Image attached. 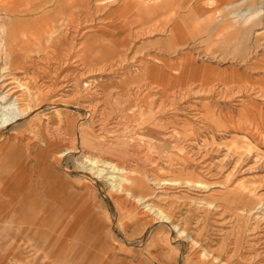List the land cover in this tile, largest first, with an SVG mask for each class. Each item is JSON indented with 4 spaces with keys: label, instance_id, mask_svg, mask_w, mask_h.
<instances>
[{
    "label": "rangeland",
    "instance_id": "obj_1",
    "mask_svg": "<svg viewBox=\"0 0 264 264\" xmlns=\"http://www.w3.org/2000/svg\"><path fill=\"white\" fill-rule=\"evenodd\" d=\"M164 1L167 0H22L20 21L17 23L12 22L10 15L3 10L5 0H0V65H4L7 59L5 49L10 45L20 48L17 54L22 58L21 61H36L33 64H36L35 68L38 67L28 77L15 74L19 90L15 89L14 94L19 98L24 97L21 103H28V110L20 120L24 123L21 130L16 129L20 121L0 129V151L11 144L25 147L27 145L24 143L29 140L30 145L25 148L29 153L28 162L34 165L36 171L31 179L35 183L36 178L43 174V132H47L46 139L55 143L59 140L55 141L52 134H59L63 130L66 115H74L78 117L76 119L84 121L86 115L79 117L77 112L83 111L85 107L91 108L85 106L91 99H112L115 106L107 111L111 112L109 114L113 119L120 116V131H112L111 128L106 134L111 139L108 141L110 144L119 145L113 147L111 154H107L109 159L99 160L107 162L106 166L101 162L97 164L105 170L96 173L89 171L91 161L85 159L86 168L69 175L77 191L84 189L81 185L85 181L83 178L93 182L98 190V213L108 224L104 230L105 240L118 249H145V244H149L146 243L148 234L157 231L158 235H166L165 232H170V235L173 234L170 239L172 246L179 244L186 255L187 243L203 233L213 250H217V247L221 249L209 255L212 261L215 258L220 261L217 264H264V0H259L261 11L259 17L253 20V23H258L253 27L258 35L257 51L243 59L232 52L233 43L225 48L217 39L223 36V32L231 30V24L236 20L233 12L246 7L252 0L246 3H240L241 0ZM128 7H143L144 11L152 8V13L157 11V15L151 16L152 13L147 12L150 10H146L145 17L130 22ZM175 8L180 12L170 21V10L173 12ZM162 9L168 13L160 16ZM186 13H191L190 19L185 21L193 31L190 36L182 37L180 42L172 46L168 43L166 28ZM11 26L12 36L7 43L3 36ZM91 26L94 29L92 32ZM199 26L203 28L198 29ZM124 28H127L128 41L132 47L128 51L129 56L165 69V62L176 61L180 53L190 52L194 54L197 66L204 69L211 79L202 82L182 78L177 85L166 81V77L157 72L155 76L144 78L145 84L137 83L133 90H120L114 85H125L131 77L119 72V68L110 69L106 71L108 73L105 72L104 77L108 78L105 85L114 91L102 92L107 97H101L97 94L100 91L94 90L98 82L97 71L79 65V55L84 51L85 39L88 37L92 36L94 42L105 44L111 42ZM33 40L41 41L31 44ZM182 44L185 45L183 50L180 49ZM38 46L45 48V51L33 52ZM199 48L202 51H198ZM119 49L125 48L120 46ZM147 70L143 71L146 73ZM34 80L38 85L42 83L45 89L51 85L46 102L36 106H32L36 99L30 92ZM158 83L161 85L158 86ZM165 85L178 89L167 91L164 90L167 87ZM153 96L157 100L155 105H146L154 99ZM7 99L5 97V101ZM92 108L93 112L99 109ZM43 109L41 116L38 111ZM16 135L24 143H13ZM118 136L119 140L116 139ZM159 137H163L162 141ZM156 139L161 141L160 147L154 146ZM57 149L59 152V147ZM144 152L147 161L142 156ZM61 154L59 152L53 156L59 163L64 159V154ZM114 164L125 170H112ZM99 172L100 175H97ZM140 175L146 179L147 190L145 201L138 204L136 199L128 195L132 189L121 186L128 185L125 182L127 180L137 181ZM121 178H125L124 181ZM75 184H80V187L77 188ZM224 192H227L225 203L221 197ZM159 213L168 219H159ZM140 217L145 218L143 226L144 220L139 222ZM173 225L179 229L171 230ZM140 230L143 234L138 233ZM133 233L138 235L131 236ZM182 238L184 241H181ZM35 254L38 258H35V263H43L42 253ZM117 256L131 259L127 251L113 257L117 259ZM179 264H182L181 260Z\"/></svg>",
    "mask_w": 264,
    "mask_h": 264
},
{
    "label": "crops",
    "instance_id": "obj_2",
    "mask_svg": "<svg viewBox=\"0 0 264 264\" xmlns=\"http://www.w3.org/2000/svg\"><path fill=\"white\" fill-rule=\"evenodd\" d=\"M247 1L249 0H241L240 3H246ZM167 2L168 0L164 1V3ZM144 9L143 7H128V20L130 22L132 20H134L132 22L139 21L146 16V10H150L147 11L148 13L153 11L152 8L145 11ZM170 11V21H172L180 11L178 8L173 9V12ZM260 11L259 0H255V2L252 0L246 7L235 10L233 14L236 22L234 21V24H231L230 31L223 32V36L217 39V42L225 48L233 43L234 46L231 50H233L234 55H239L241 59L256 52L259 42L257 30H254L253 27L257 26L258 23H253V20L259 17ZM165 13H168V11L162 9L159 15ZM152 14L151 16L157 15V11ZM190 16L191 13H186L180 17L179 21L172 22L168 29L166 28L169 33L168 43L170 45L173 46L180 42L182 37L190 36L193 29L185 21L190 19ZM197 28L203 27L199 26ZM93 30V26H91L90 32ZM126 32L127 28H124L118 32L111 42L105 44L99 43V41L94 42L92 36L85 39V49L83 52L81 51L82 53H80L78 59L79 65L93 71L121 69L119 72H123L122 74L126 76L130 75L131 78L127 79L125 85L116 84L114 86L125 90L135 89L137 83H144V78L155 76L157 72L161 73L162 77H166V81L177 85L182 78L202 82L211 79V76L204 73V69L197 66L195 56L190 52L184 51L180 53L181 56L177 57L176 61L165 62V69L153 67L146 60L129 56L128 51L132 47ZM182 45L180 49L183 50L185 45ZM120 46L125 49L120 50ZM198 51L202 50L199 48ZM143 70H147V72L145 73ZM165 70L168 72H165ZM105 72H97L96 81L98 82L94 90L112 92L114 90L105 85V81L108 80L104 77ZM100 81H104V83H100ZM126 85L132 87L126 88ZM157 85L161 84L158 83ZM160 89L162 90V88ZM177 89L167 86L164 90ZM102 102L101 106L104 108L115 106V101L112 99ZM68 118H71L70 121H66L67 118L63 120L62 129L64 134L61 133L58 147L59 152L67 149L70 153L64 154V159L59 163L54 157L52 158V156L59 153L57 152V146L52 147L50 149L51 155L43 160L42 171L44 174L37 177L35 183L31 179L34 178L36 171L34 165L28 162L29 153L27 152L28 149L25 148L27 146L11 145L4 151H0V264H179V260L182 261V264H217V262H220L216 258L213 261L210 259V253L216 249L213 250L206 242L207 239H205L203 233H200L197 237L194 236L191 243H187L186 255L183 254L179 244L175 247L172 246L173 242H170V239L173 234L170 235V232H165L166 235H158L157 231L148 234L146 243L149 242V244H145V249L126 250L123 247L118 249L114 244L110 245L105 240L106 233H104L108 224L98 213V190L93 182L83 178L85 181L81 185L84 189L77 191L73 188L74 182L69 180V175L71 172H78L79 169H85L84 165L87 159L91 161L89 171L96 173L97 170H105L104 167L100 168L97 165L101 162L99 160L102 158L109 159L110 157L107 154H111L113 147L119 144L114 145L108 142L111 139L107 137L106 133L111 129V123H106L105 129L97 133L90 120L82 122L76 119L77 117L74 115L68 116ZM119 138V136L116 137L117 140ZM160 142L159 139H156L154 146L156 144V147H160ZM43 148L46 149V146H43ZM6 156H10V158L4 159ZM142 156L147 161L145 152L142 153ZM75 162H78L79 165ZM101 163L107 165L105 161ZM71 164L73 168H71ZM118 166V164H115L111 168L112 170H125V168L122 169ZM130 170L132 169L127 171ZM141 177L140 175V178L133 182L127 180L125 182L128 185L123 184L121 186L132 189L128 191V195L130 198L136 199L138 204L145 201L147 190L146 179ZM92 180L96 184V181ZM133 183H137V185L134 186ZM75 185L77 188L80 187V184ZM119 187L120 185L117 186V188ZM226 193L224 192L221 196L223 203L227 198ZM141 218L143 217H140L139 222L144 220L142 222L143 226L145 218ZM164 228H166L165 225ZM138 233L143 234V231L140 230ZM138 233H133L131 236L138 235ZM84 237H87V239L84 240ZM181 241H184V239L182 238ZM193 241L197 243L195 244ZM123 251H127L131 259L127 260L125 257L120 256H117V259L113 257ZM219 251L221 249L217 247L216 252ZM39 252L43 255V263H35L38 259L35 253Z\"/></svg>",
    "mask_w": 264,
    "mask_h": 264
},
{
    "label": "bare ground",
    "instance_id": "obj_3",
    "mask_svg": "<svg viewBox=\"0 0 264 264\" xmlns=\"http://www.w3.org/2000/svg\"><path fill=\"white\" fill-rule=\"evenodd\" d=\"M22 1V0H21ZM20 0H5V4H2V8H3V10H5L9 15H10V18H12V22H19L20 20H19V9H20V2H21ZM4 3V2H3ZM55 10V9H54ZM12 30H13V28H12V26H11V28L10 27H8V29H6V31H5V35L3 36L4 37V39H5V41H7V43H9V41H10V39H11V36H12ZM61 34V33H60ZM59 34V35H60ZM58 36V35H57ZM52 39V38H51ZM40 41L41 40H39L38 42L40 43ZM36 40H33V42L31 43V44H34V43H38ZM24 47V46H23ZM20 48H15V47H12V46H10V45H7L6 46V49H5V51H6V56H7V59L6 60H4L5 62H4V65H0V101H4L5 102V104H4V102H1L0 104H1V106H0V129H4V128H7L9 125H12V124H14V123H16L17 121H20L21 119H22V117L23 116H25V114L27 113V110H28V103H25L24 101H23V103H21L22 102V100L24 99V97H22V98H19L17 95H15L14 94V91H16L15 89H18L19 90V88H17V85H16V83L18 82V80L16 81V79H17V77H16V75L15 74H25V75H27V77H28V75H30V74H32V73H34V71L35 70H38V67L37 68H35L36 66V64H33V63H35V62H33V63H31V61L30 62H27L26 60H24V61H21V57L17 54V51L19 50ZM27 49H29V48H27ZM29 51V50H28ZM34 51H36V52H39V51H45V48H41V47H36L35 49H33V52ZM128 53V52H127ZM0 54H1V52H0ZM45 57V56H44ZM43 57V58H44ZM47 57V56H46ZM39 58H41V57H39ZM25 59H27V58H25ZM33 60V59H32ZM36 60V59H35ZM38 60V59H37ZM40 60V62L41 61H43L42 59H39ZM38 60V61H39ZM68 60V59H67ZM34 61V60H33ZM64 62V61H63ZM57 63V62H56ZM62 63V62H61ZM58 64V63H57ZM55 65V64H54ZM53 65V66H54ZM65 65V64H64ZM63 66V65H62ZM59 67V66H58ZM74 67V66H73ZM112 67V66H111ZM50 68V67H49ZM48 68V69H49ZM53 68V67H52ZM102 68V67H101ZM97 70H98V68H97ZM118 70V69H117ZM81 71V70H80ZM106 71V70H105ZM104 70H99V71H97V72H105ZM112 71H114V70H112ZM39 72V71H38ZM42 72V71H41ZM49 72H50V70H49ZM79 72V71H78ZM109 72V71H108ZM108 72H106V73H108ZM117 72V71H116ZM57 73V72H56ZM92 73V72H91ZM90 73V74H91ZM121 73H123V72H121ZM37 74V73H36ZM40 74V73H39ZM38 75V74H37ZM60 75V74H59ZM59 75H58V77H59ZM81 75V74H80ZM39 76V75H38ZM79 76V75H78ZM91 76V75H90ZM42 77V76H41ZM40 77V78H41ZM50 77V76H49ZM54 77V76H53ZM77 77V76H76ZM79 77H81V76H79ZM114 77V76H113ZM121 78V77H120ZM54 79H56V78H54ZM71 79V78H70ZM73 80V79H72ZM79 80V79H78ZM78 80H76L77 82H78ZM81 80V79H80ZM47 81H49V80H47ZM52 81V80H51ZM66 81V80H65ZM71 81V80H70ZM24 82V81H23ZM33 82V81H32ZM42 82V81H41ZM53 83H55L54 81H52ZM51 82V83H52ZM67 82V81H66ZM24 83H26V82H24ZM34 86H33V88H31V90H30V92L31 93H33V95H34V97H35V99H36V103H35V105L32 103V106H36V105H40L41 103H43L44 101L46 102V100H47V98H48V96H49V94H50V89H51V85H48V83H47V85H48V87H50L48 90H47V88L45 89L44 87H43V85H42V83H40L39 85L37 84V82H36V80H34ZM52 83V84H53ZM76 83V82H75ZM89 84V83H88ZM87 84V85H88ZM32 85V84H31ZM46 85V86H47ZM61 85H62V83H61ZM79 85V84H78ZM83 85V84H82ZM53 86V85H52ZM60 86V85H59ZM86 86V85H85ZM56 87H57V85H56ZM63 87H65V86H63ZM82 88V87H81ZM63 89V88H62ZM76 90H77V87H76ZM84 90V89H83ZM23 91V90H22ZM19 92V91H18ZM80 92V91H79ZM186 92V91H185ZM25 93V92H24ZM73 93H75V92H73ZM154 93H156V92H154ZM57 94V93H56ZM77 94V93H76ZM97 94L98 95H100L101 97H107L105 94H102V92L100 91V92H97ZM161 94V93H160ZM60 95H62V94H60ZM194 95V94H193ZM24 96V95H23ZM66 96V95H65ZM121 96V95H120ZM155 96V95H154ZM153 96V98L154 99H151L150 101L151 102H149V103H146V105L147 104H150V105H152V106H154L155 105V103L157 102V100L155 101V99H156V97H154ZM187 96V95H186ZM5 97H7L8 99L5 101ZM21 97V96H20ZM26 97V96H25ZM78 97V96H77ZM93 97V96H92ZM92 97H90V98H92ZM58 98V97H57ZM61 98V97H60ZM96 98V97H95ZM59 99V98H58ZM94 99V98H93ZM241 99V98H240ZM239 99V100H240ZM242 100V99H241ZM85 101H86V99H85ZM102 101H107V99H97V100H90L89 101V103H86L85 104V106H88V107H95V108H99L97 111H94L93 112V108H92V110H88V109H91V108H87V107H85L84 109H83V111H81V112H77V113H79L77 116H79V117H81V116H84V115H86V116H84V119H86V120H90L91 121V124L96 128V131H97V133H100V132H102L104 129H105V124L106 123H111V125H110V127L112 128V131H120V124H121V118H120V116H116V120L115 119H113L112 117H111V115L109 114V113H111V112H108L107 110H108V108H104V107H102L101 105H102ZM33 102V101H32ZM160 102V101H159ZM162 103V102H161ZM166 103V102H165ZM59 104V103H58ZM169 104V103H168ZM43 105V104H42ZM51 105V104H50ZM145 105V106H146ZM150 105H148L149 107H150ZM157 105V104H156ZM162 105V104H161ZM160 105V106H161ZM52 106V105H51ZM169 106V105H168ZM69 107V106H68ZM81 107L83 108L84 106H83V104L81 105ZM106 107V106H105ZM167 107V106H166ZM151 108V107H150ZM156 108H158L157 106H156ZM171 108V107H170ZM195 108V107H194ZM32 109V108H31ZM36 109V108H35ZM42 109V108H41ZM45 109V108H44ZM44 109L43 110H41V111H38V113H40L41 114V116H42V114H43V112H44ZM53 109H54V106H53ZM112 109H113V107H112ZM142 109V108H141ZM200 109V108H199ZM55 111V110H54ZM53 112V111H52ZM51 112V113H52ZM31 112H29V114H30ZM50 113V114H51ZM83 113H85V114H83ZM164 113V112H163ZM162 113V114H163ZM148 114V113H147ZM147 114H146V116H147ZM157 114V113H156ZM175 114L176 113H174V116H175ZM199 114V113H198ZM197 114V115H198ZM48 115V114H47ZM145 115V114H144ZM153 115H155V114H152V116ZM161 115V114H160ZM29 116V115H28ZM32 116V115H31ZM49 116V115H48ZM47 116V117H48ZM50 116H52V115H50ZM68 116H70V115H66L65 117H64V119H66L67 118V120L66 121H70V119L71 118H68ZM168 116H170V115H168ZM191 116V115H190ZM33 117V116H32ZM37 117V116H36ZM46 117V118H47ZM34 118V117H33ZM78 118V117H77ZM166 118V117H165ZM169 118V117H168ZM24 119V118H23ZM26 119H28V118H26ZM80 121H81V119H79ZM109 120H111V122L109 121ZM195 120V119H194ZM43 121V120H42ZM51 121V120H50ZM32 122V121H31ZM83 122V121H82ZM199 122H201V121H199ZM33 123V122H32ZM44 123H46V122H44ZM59 123V122H58ZM75 123V122H74ZM29 124H31V123H29ZM78 124V123H77ZM123 124V123H122ZM202 124H204V122H202ZM45 125V124H44ZM63 125V124H62ZM57 126V125H56ZM60 126V125H59ZM206 126V125H205ZM22 127H24V123H23V121H20L19 122V124L17 125V128L16 129H19V130H21V128ZM58 127V126H57ZM123 127V126H122ZM197 127V126H196ZM45 128H46V126H45ZM61 128V127H60ZM60 128H58V129H60ZM203 128H205V127H203ZM208 128V127H207ZM36 128H34L33 130H35ZM8 130V129H7ZM57 130V129H56ZM207 130V129H206ZM26 131V130H25ZM31 131V130H30ZM38 131V130H37ZM136 131V130H135ZM29 132V131H28ZM63 132V130L59 133V134H55V132H54V134H52L53 136H55L56 137V139H55V141L56 140H59V138H60V136H61V133ZM22 133V132H21ZM30 133V132H29ZM37 133V132H36ZM35 133V134H36ZM76 133V132H75ZM32 133H30V135H31ZM47 134V132L46 131H44L43 132V145L44 146H46V149H44V153H45V155L43 156V160L44 159H46V158H48L49 156L48 155H51V152H50V149L53 147V148H55L56 146L58 147L59 145H60V142L59 141H56L55 143H51V141L49 140V139H46L45 138V136H47L46 135ZM63 134H64V132H63ZM94 134V133H93ZM13 135H15V134H13ZM163 135V134H162ZM7 136V135H6ZM36 136H38V135H36ZM76 136V135H75ZM1 137H2V135H1ZM5 137V136H4ZM33 137V136H32ZM39 137V136H38ZM51 137V136H50ZM64 137V136H63ZM18 138V139H17ZM71 138V137H70ZM160 139H161V141H162V138L163 137H159ZM2 139H4V138H2ZM2 139H1V141H2ZM14 139V141H12L13 143H21L22 142V140L20 141L19 140V135H16V137L15 138H13ZM24 139V138H23ZM40 139V138H39ZM182 139V138H181ZM191 139V138H190ZM189 139V140H190ZM9 140V139H8ZM71 140V139H70ZM136 140V139H135ZM186 140V139H185ZM184 140V141H185ZM29 141V140H28ZM28 141L27 142H25L24 144H26L27 146L28 145H30L29 143H28ZM54 141V140H53ZM33 142V141H32ZM188 142V141H187ZM192 142V141H191ZM7 143V142H6ZM31 143V142H30ZM56 143H58V144H56ZM71 144L73 143V141L72 142H70ZM177 143V142H176ZM6 145V144H5ZM11 145H14V144H11ZM32 146V145H31ZM35 146V145H34ZM187 146V145H186ZM73 147V146H72ZM74 147H75V144H74ZM33 148V147H32ZM188 148V147H187ZM34 149V148H33ZM195 149V148H194ZM210 149V148H209ZM5 150V149H4ZM4 150H2L1 149V151H4ZM48 150H49V152H50V154H49V152H48ZM71 150V149H70ZM186 151V150H185ZM194 151V150H193ZM66 152V153H65ZM198 152V151H197ZM205 153H206V151H204ZM207 152H209V150L207 151ZM3 153V152H2ZM1 153V154H2ZM43 153V152H42ZM60 153H62L61 155H63V154H67V153H70L69 152V150H67V149H65V150H62ZM86 153V152H85ZM82 156V155H81ZM74 157V156H73ZM197 157V156H196ZM201 157V156H200ZM8 158H10V156H6L4 159H8ZM52 158H53V156H52ZM182 159V158H181ZM193 159V158H192ZM19 161V160H18ZM49 161V160H48ZM81 161V160H80ZM79 161V162H80ZM104 161V160H103ZM129 161V160H128ZM202 161V160H201ZM205 161V160H204ZM196 162H198V161H196ZM48 163V162H47ZM205 163V162H204ZM208 163V162H207ZM58 164V163H57ZM177 164V163H176ZM68 165V164H67ZM115 165V164H114ZM178 165V164H177ZM75 166V165H74ZM111 166V165H110ZM109 166V167H110ZM198 166V165H197ZM202 166H203V164H202ZM201 166V167H202ZM45 167H47V166H45ZM44 167V168H45ZM196 167V166H195ZM205 167V166H204ZM69 168V167H68ZM178 168V167H177ZM203 168V167H202ZM197 169V168H196ZM201 168H199V170H200ZM17 170V169H16ZM68 170V169H67ZM205 171H206V169H204ZM208 170V169H207ZM98 171V170H97ZM100 171V170H99ZM200 171H202V170H200ZM208 172V171H207ZM210 172V171H209ZM67 173V172H66ZM29 174V173H28ZM44 174V173H43ZM97 175H100V172L97 174ZM41 176V175H40ZM151 176V175H150ZM207 176V175H206ZM209 177V176H208ZM214 177V176H213ZM122 180H124V178H121ZM121 180V181H122ZM44 181V180H43ZM42 183V182H41ZM34 187V186H33ZM56 191V190H55ZM54 192V191H53ZM58 195V194H57ZM117 199V198H116ZM115 199V200H116ZM130 202V201H129ZM255 209V208H254ZM45 211V210H44ZM249 212V211H248ZM166 214V213H165ZM186 214V213H185ZM264 215V214H263ZM157 216V215H156ZM159 219H161V220H167L168 219V217H166L165 215H163L162 213H159L158 214V216H157ZM182 217V216H181ZM171 218V217H170ZM174 219V218H173ZM229 219V218H228ZM178 220V219H177ZM181 220V219H180ZM169 221V220H168ZM179 221V220H178ZM219 222H221V221H219ZM233 222V221H232ZM228 223H229V221H228ZM169 224V223H168ZM177 224H179V223H177ZM235 224V223H234ZM167 224H165V226H166ZM219 225V224H218ZM225 225H226V223H225ZM257 225V224H256ZM221 226V225H220ZM258 226V225H257ZM256 226V227H257ZM180 227V226H179ZM224 227V226H223ZM228 227V226H227ZM226 227V228H227ZM235 227V226H234ZM171 230H176V229H179L178 228V226L177 225H173L171 228H170ZM182 232V231H181ZM221 232H223V230L221 231ZM225 233V232H224ZM188 234V233H187ZM259 234V233H258ZM258 242V241H257ZM197 243V242H196ZM252 245V244H251ZM202 254V253H201ZM207 258V257H206Z\"/></svg>",
    "mask_w": 264,
    "mask_h": 264
}]
</instances>
